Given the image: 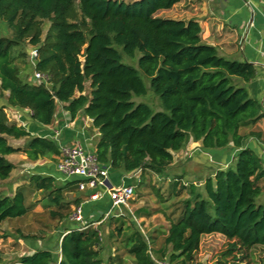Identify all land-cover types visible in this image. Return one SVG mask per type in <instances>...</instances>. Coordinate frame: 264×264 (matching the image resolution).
<instances>
[{
    "label": "trees",
    "instance_id": "1",
    "mask_svg": "<svg viewBox=\"0 0 264 264\" xmlns=\"http://www.w3.org/2000/svg\"><path fill=\"white\" fill-rule=\"evenodd\" d=\"M178 1L0 0V20L12 32L0 34V98L6 99L0 105V180L14 168L6 155L22 152L33 161L59 155L53 138L31 135L8 119L6 107L29 109L40 125L53 122L58 102L65 103L70 118L82 111L99 133L97 159L123 172L165 174L173 152L189 139L207 149L230 142L237 148L232 163L204 178L202 190L195 181L172 178L170 196L183 190L187 196L166 216L168 227L159 246L145 238L139 223L127 228L123 248L135 264H193L201 236L209 233L228 240L225 255L246 256V250L264 245V165L255 150L243 145L246 136L264 142V133L241 131L264 117L260 104L239 84L255 75V67L219 55L203 41L198 21L155 14ZM26 45L37 49L33 70L46 73L48 85L21 75ZM116 45L128 56L140 52L138 67L149 76L163 111L132 100L145 94L146 87L138 70L122 61ZM8 137L28 140L13 146ZM28 181L43 193L44 209L52 219L70 216L72 206L81 202L77 195L72 200L65 196L78 191L74 180L59 185L51 175L31 173ZM27 194L22 185L12 195L0 190V223L33 208L35 202L26 203ZM101 218L82 229H67L57 241L59 251L38 247L11 264H112L102 259L99 224H93ZM122 225L115 226L119 236L126 232Z\"/></svg>",
    "mask_w": 264,
    "mask_h": 264
},
{
    "label": "rangeland",
    "instance_id": "2",
    "mask_svg": "<svg viewBox=\"0 0 264 264\" xmlns=\"http://www.w3.org/2000/svg\"><path fill=\"white\" fill-rule=\"evenodd\" d=\"M123 1L128 2L132 0ZM159 15L161 16L163 13H159ZM47 26L48 23L46 22L44 25V32L46 31ZM11 33V30L6 26L5 22L0 20V34L11 36ZM28 47L30 46L26 45L27 49ZM116 48L121 52L122 61L138 70L146 87L145 94L139 96L133 95L132 100L136 103H147L153 111H163L164 109L160 104L158 95L150 86L149 76L144 74L138 67L137 60L140 56V52L136 50L134 56H128L124 54L121 46L116 45ZM19 65L22 76H32L34 70L29 57L25 56L24 62L19 63ZM86 91H88V86L86 87ZM5 109L8 119L13 121L12 113L9 110L10 108L6 107ZM8 139L15 142V139L12 137H8ZM9 143L12 144L10 141ZM195 149H198V147L194 146L189 149L184 147L182 152H179L174 156L175 162L172 165L167 166L165 174L157 175L155 173H145L144 175L138 174L134 176L131 182L134 186L133 198L129 200L128 207L121 208V211H123L124 214L118 217L115 216L114 219L111 220V223L108 222L109 219L102 220L100 223H96L98 221H95L94 225L99 224L100 235L102 238L101 242L103 244V252L101 256L104 263L126 264L129 263V261L134 263L133 258L125 252L122 239L127 231H129L127 228L129 226H137V223L140 224V229L145 238L148 237L151 240L154 239L155 245H160L163 233H165L168 227L166 216L176 209V206L180 204L182 198L187 196L184 190L179 195L170 196L169 186L172 178L175 177V175H180L186 181L194 180L197 183L196 187L202 190L203 180L206 175L211 172V163H198L197 165L199 167L195 170L192 169L196 162L194 163V157L192 158L190 156ZM6 158L9 161L11 159H14L15 161V157H10L9 155H6ZM43 159L46 161L41 162ZM36 161L41 162V165L37 163L36 168L44 166L50 168L56 163L57 157H43ZM182 162L189 164V166L186 167V172L181 171L183 168L185 169V166L182 167ZM16 168L17 169L12 170L13 172L8 178L0 180V190L4 193H12L14 191V183L17 180H28L29 173L23 169V166L19 164ZM20 170L23 172L22 174L19 173ZM16 174L20 179H18L19 177ZM177 188L179 189V187ZM27 195L26 203L27 205H30L32 203L30 201L31 199L39 196L41 197L43 196V193L38 191L34 192L32 195ZM66 198L72 200L71 193H67ZM85 199L86 196L82 194L81 201H84ZM39 201H37L38 203L34 207L36 212H33L31 208L26 215L7 218L0 223V264H11L18 256L30 253L38 247L55 249L57 241L62 234V230L71 223H75L69 216L64 217L61 220L55 218L52 219V216L49 215L47 211H43L45 202L47 201L45 199L43 200V203H40ZM96 205L103 206L107 205V203L103 199L96 202L84 201L83 210L86 211V214L84 213L86 220L98 216V214L95 213ZM140 213L147 217V220H140ZM118 224H123V228L126 229L124 235L119 236L117 234L115 226ZM154 225L158 227L151 229ZM109 229L113 231V235L110 237L108 235ZM21 233L30 234L34 237L23 239L20 238ZM227 244L228 240L220 233L202 235L193 264H264V245H255L249 250H246V256H243L241 252H234V255L236 254V256H238V258H234V255L224 254L228 247ZM118 258H121L122 261L125 260L124 263L120 262ZM158 264H160V262Z\"/></svg>",
    "mask_w": 264,
    "mask_h": 264
},
{
    "label": "crops",
    "instance_id": "3",
    "mask_svg": "<svg viewBox=\"0 0 264 264\" xmlns=\"http://www.w3.org/2000/svg\"><path fill=\"white\" fill-rule=\"evenodd\" d=\"M159 13H163V15L160 16ZM155 14L160 17L183 20L194 19L198 21L201 26V37L203 41L214 45L219 55L228 59L247 61L253 64L255 67V75L248 81H239V84L243 85L247 89L249 96L260 104V112H264V0H180L172 7L160 9ZM85 92L88 91L85 90ZM5 101V97L0 98V105L4 104ZM64 105L65 103L63 102L57 103L54 120L49 125H40L36 123L31 117L30 110L27 108L9 107V110L12 113L13 121L26 127L33 136L53 138L54 134L58 132V138L61 143L66 145L80 143L85 148L94 150L99 133L97 129L93 127L92 119L87 115H84L82 111H79L74 118H70ZM250 130L261 131L264 133V117L257 120L252 126L241 129L243 133H247ZM27 140V137H22L15 139V142L8 139V142H12L13 146H23ZM243 145L255 150L262 159L264 165V142H261L255 136H246ZM194 146H197L198 149H195L190 156L192 158L194 157V163L196 162L192 169H197L199 167L197 165L198 163H211V172L208 173L206 177L213 175L216 168H224L232 163L237 151V148H235L231 142L222 148L207 149L201 146L200 141L189 139L185 147L189 149ZM183 149L184 148L173 152V160L169 165H172L175 162L174 156L179 152H182ZM9 156L15 157V161L14 159L10 160L14 165L13 170L17 169L16 167L20 164L29 174L40 173L51 175L59 185L66 182V180H64L57 172L55 164L50 168H46V166L36 168L37 163L41 165L42 161H46L45 159L41 160V162L32 161L22 152L12 153L9 154ZM53 156L58 157V155ZM182 165V167L185 166V169L183 168L181 171L186 172V167L189 166V164L182 162ZM12 172L13 171H11V173ZM19 173L22 174L23 172L20 170ZM129 173L130 172L127 173L118 169L110 168L108 176L109 184L118 185L122 182L131 184L133 177L129 178L126 176ZM138 174H140V172ZM18 179H20V177ZM28 180H17L14 183L13 190L22 185L29 190V194L31 195L34 192H41L40 190H34ZM13 192L6 194L12 195ZM67 193H71L72 197L77 195L82 198V194L86 196V193L81 191L66 192L65 196ZM102 199L105 200L107 205H96L95 213H97L98 216L105 212L110 206L107 197ZM43 200L42 196L30 200L31 202H35V205L32 208L33 212H36L34 207L37 205V201L43 203ZM43 211L45 212L46 210L43 208ZM84 213L86 214L85 210H83V215ZM122 214H124L123 211ZM97 217L94 216L87 221L96 219ZM139 219L147 220V217L140 213ZM74 226L75 223L66 226L62 230V234H64L67 229L73 228ZM154 227L156 228L158 226L154 225L151 229H155ZM124 261L125 260L122 262L124 263ZM163 261L165 260H157V263ZM126 264L135 263L129 261V263Z\"/></svg>",
    "mask_w": 264,
    "mask_h": 264
},
{
    "label": "built area",
    "instance_id": "4",
    "mask_svg": "<svg viewBox=\"0 0 264 264\" xmlns=\"http://www.w3.org/2000/svg\"><path fill=\"white\" fill-rule=\"evenodd\" d=\"M248 1V0H247ZM29 59L34 63L37 57V49L35 47H28L26 50ZM31 81L34 83L49 84V76L41 71L34 70L31 76ZM58 132L53 136L59 148V155L55 163V168L60 176L66 181H76L78 191L86 193L84 201H98L107 197L110 206L103 212L102 218L96 223L111 216H121L122 207H128V202L133 198L134 186L122 182L118 185L109 184L108 176L110 166L101 163L94 150L87 149L80 143H73L66 145L60 142ZM190 154V153H189ZM140 172V169L130 171L128 175L132 178ZM128 173V172H127ZM81 201L78 205L73 206L70 214V219L75 222L73 228L82 229L87 226L88 222L83 215V203ZM95 224V222H93ZM160 264H171L163 261Z\"/></svg>",
    "mask_w": 264,
    "mask_h": 264
},
{
    "label": "water",
    "instance_id": "5",
    "mask_svg": "<svg viewBox=\"0 0 264 264\" xmlns=\"http://www.w3.org/2000/svg\"><path fill=\"white\" fill-rule=\"evenodd\" d=\"M55 250L56 251H59L60 250V244L59 243L56 245Z\"/></svg>",
    "mask_w": 264,
    "mask_h": 264
}]
</instances>
